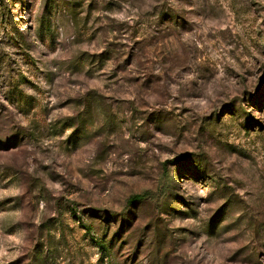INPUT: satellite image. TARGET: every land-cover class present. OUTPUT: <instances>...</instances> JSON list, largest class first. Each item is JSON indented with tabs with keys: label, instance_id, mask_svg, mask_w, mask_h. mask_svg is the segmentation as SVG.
<instances>
[{
	"label": "rangeland",
	"instance_id": "374dc122",
	"mask_svg": "<svg viewBox=\"0 0 264 264\" xmlns=\"http://www.w3.org/2000/svg\"><path fill=\"white\" fill-rule=\"evenodd\" d=\"M0 264H264V0H0Z\"/></svg>",
	"mask_w": 264,
	"mask_h": 264
},
{
	"label": "trees",
	"instance_id": "16d2710c",
	"mask_svg": "<svg viewBox=\"0 0 264 264\" xmlns=\"http://www.w3.org/2000/svg\"><path fill=\"white\" fill-rule=\"evenodd\" d=\"M144 195H139V196H134L132 198H130V204L135 202V201H139L140 199L143 198Z\"/></svg>",
	"mask_w": 264,
	"mask_h": 264
}]
</instances>
